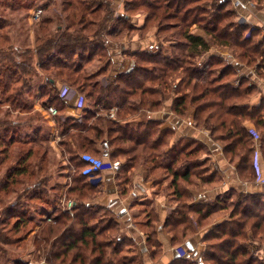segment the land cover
Listing matches in <instances>:
<instances>
[{
  "label": "trees",
  "instance_id": "1",
  "mask_svg": "<svg viewBox=\"0 0 264 264\" xmlns=\"http://www.w3.org/2000/svg\"><path fill=\"white\" fill-rule=\"evenodd\" d=\"M115 1L65 0L67 30L58 26L53 31V19L42 18L36 26L32 49L16 47L8 30L10 25L0 19V105L10 109L0 120V170L8 166L0 178V264L10 259L8 247L23 245L27 240V234L17 236L22 228L41 222L27 215V203L45 202L50 190V151L45 148L49 139L42 129L34 130L33 135L22 132L40 115L36 112L28 116L36 108L27 96L34 95L37 65L46 76L40 86V101L44 108L53 106L58 110L54 117L62 137L58 146L72 176L66 196L77 203L73 215L55 209L52 220L44 221L36 232V262L145 264L135 242L120 235L121 226L111 210L91 202L93 195L102 194L101 183L94 180L102 172L92 177L84 175L87 163L82 157L90 154L102 159L107 150L101 147L107 139L111 161L125 160L116 177L118 185H124L123 196L129 193V172L140 165L162 167L172 177L179 203L165 226L176 245L208 229L203 237L207 245L203 260L184 257L172 264H264L256 251L264 243V194L232 189L226 198L191 204L195 192L222 184L218 172L207 170L210 160L202 157L207 154L204 143H186L188 139L181 138L170 146L174 133L163 130L161 121L142 119L138 125H122L130 116L159 110L166 101L173 100L178 118L193 111L197 128L208 130L224 146L225 157L237 165L241 180L257 181L259 171L264 179V136L259 133L264 130V98L258 105H251V98L261 93V86L250 84L253 77L240 70L255 66L257 77L264 80V38L259 39L257 30L249 33L250 27L231 20L237 13L230 0H123L128 16L118 17L122 28L112 29L108 24L114 19ZM203 2L210 12L203 10ZM35 4L36 0H0V10L30 12ZM140 11L147 16L144 24L133 30L129 17ZM154 28L157 41L176 40L170 45L171 53L163 48L135 50V59H128V68L119 72L113 69L115 61L111 59L102 69L104 79L96 82L85 73L96 58L110 59L113 49L109 38L119 39L132 32L145 37ZM212 46L232 50L237 62L212 54L205 65L199 64L197 59L210 53ZM64 88L93 101V110L85 109L81 117H63L71 108L62 94ZM112 111L115 119L109 118ZM13 113L18 114L16 120L11 119ZM91 119L96 122L89 124ZM17 144L22 147L16 148ZM13 195L14 200L8 204L7 199ZM224 217L228 219L215 223ZM11 218L16 222L12 223ZM157 221V215L149 211V248L154 259L162 254L155 234Z\"/></svg>",
  "mask_w": 264,
  "mask_h": 264
},
{
  "label": "crops",
  "instance_id": "2",
  "mask_svg": "<svg viewBox=\"0 0 264 264\" xmlns=\"http://www.w3.org/2000/svg\"><path fill=\"white\" fill-rule=\"evenodd\" d=\"M230 1L233 5L232 9L236 11L240 22L252 28V30H257L260 33L261 39L264 38V1ZM234 2H239V7H235ZM143 24L144 22H142V25ZM142 25H140V27ZM156 32L157 29L151 30V37L148 38L144 44L141 43V46H145L147 43L154 46L157 43ZM194 32L199 35L203 34L200 30ZM114 50L113 48V53L116 55L115 59L118 58V61H120L122 56ZM117 54L119 55L117 56ZM208 54L209 56L212 54L226 56V58L230 59L231 63L237 62L230 49L212 46ZM124 64L129 66L127 60ZM240 68L241 73L252 76V79H257V77L252 75L250 70L244 69L243 67ZM257 80L261 82V93L258 95L259 98L251 103L252 106L258 105L264 98V83L262 80H259V78ZM111 114H114L113 119H115V113L112 111ZM193 114V111H191L187 117L178 118L173 112V100H168L163 104L161 109L130 116L126 118L125 121H122V125H138L142 119L161 121L163 123V130L170 129L174 133V137L170 141V146L177 144L181 138H185L186 136L194 137L196 140L208 146L209 152L205 154V157L210 160L212 173L218 172L221 176L222 184L195 192V197L193 201L190 202L191 204L212 202L232 189L238 190L244 194H264L263 184L257 181L244 182L240 179L237 173V165L231 163L225 157L224 149L220 147L217 142L213 141L214 139L207 132V135L203 136V128H197L196 122L193 119ZM47 116H49L48 113ZM62 116L65 118L69 116H78L77 108L71 106V108L66 111L65 115ZM48 121L51 123L50 125H53L54 119H48ZM248 126L252 127L250 123ZM103 159L106 162H112L109 150L103 155ZM117 163L119 167L116 170H105L96 178L97 181L101 183L103 190L102 194L97 197L94 203L96 205L108 207L111 210L115 220L121 226L122 237L132 239L135 242L145 264H172L178 258L184 257L199 261L205 251L206 245L203 242V237L208 229L199 230L197 235L193 238L185 240L181 245H176L177 243H175L174 236L165 226L167 219L173 214L179 203L172 185V177L168 175L162 167L155 166L154 168H150L149 165H140L137 168L131 169L129 172L131 175V184L127 186L129 188V193L123 196L121 187L124 185L119 186L116 177L119 168L125 164V160H119ZM142 209L145 211H153L158 217V221L155 225V234L162 249V254L159 259L153 258L152 250L149 248V224L147 222L148 220L145 221L143 219V217H148L149 211L146 215L142 212ZM227 219L228 217L217 219L215 223L217 224ZM41 226L42 223L37 226V229L39 230ZM20 260L23 259L19 258V261ZM43 263L42 261L39 264Z\"/></svg>",
  "mask_w": 264,
  "mask_h": 264
},
{
  "label": "rangeland",
  "instance_id": "3",
  "mask_svg": "<svg viewBox=\"0 0 264 264\" xmlns=\"http://www.w3.org/2000/svg\"><path fill=\"white\" fill-rule=\"evenodd\" d=\"M65 0H36V6L30 11H10L7 10L4 13H2V10H0V19L4 22H6L7 24H9V28L8 30L10 31V35L13 41V44L18 47V48H22V49H32L34 48V44H35V40H34V35H35V30H36V26L37 23L42 19V18H52L53 19V24H51V28L53 31H55L58 26L62 28V30H67V25H68V21L66 20V17L68 15V13H64L63 12V2ZM125 1L123 0H118L114 2V7L116 8V12L114 14V19L108 24L109 28H122V25H120L119 21H118V17H127V13L124 7ZM204 2L202 3V8L205 11H209L208 8L204 7ZM208 9V10H207ZM38 11H42L39 18L35 17V14ZM210 12V11H209ZM147 13H145V11H140L138 13V15H134V16H130L129 20H130V25H132V29L134 30V27H140V25H142V22L145 21L146 15ZM162 14V13H161ZM204 16V15H202ZM61 19V21H60ZM144 20V21H143ZM233 21H235L238 25H243V23L240 22V19L238 17V15L235 17H233V19H231ZM168 22H174V21H168ZM166 23V21L164 22ZM156 28H154L153 30H155ZM194 31H197L196 29H193ZM252 28L250 30L249 33H251ZM129 35H127L126 33L122 35L121 38L119 39H108L111 46L110 48H114L116 52L120 53L121 59L120 61H118L119 59L116 58L114 53L112 54L113 51H110V59H100L96 58L94 63L88 67H86L85 69V73L88 74V76H90V78H92L93 82L99 81L104 79V76L101 75L102 69L106 67L107 63L109 61L114 60L115 62H113V69L115 71H122L128 68L127 65H125V61L129 59V61H133L135 58L133 56V54L135 53V50H142V49H146V51H152V50H156L159 51L162 48L164 50H168L169 53H171V47L170 45L172 43H174L176 40L173 38H168V39H159L157 41V45L155 44L154 46H151L149 43H147L145 46H141V43H145V41L150 38L151 33H148L145 37H143L141 35V33L138 32H132V33H128ZM167 34V33H166ZM259 39H261V36L259 37ZM263 40V39H262ZM125 46V47H124ZM119 54H117L118 56ZM208 57L209 54L204 55L203 57H201L200 59H197V62H199V64H203L205 65L206 62L208 61ZM226 57V56H223ZM111 61V62H112ZM258 62H260V59L258 60ZM37 69V75L39 77H34L33 79V83L32 86L33 87V97L31 96H27L29 99V102H33V104L36 106L34 112H32L31 114H28L29 117L33 116L34 113H39L40 115L37 114V116H39L38 119H36L35 121L29 123L28 125L23 127L22 132L24 134L27 135H33L34 134V130H39L42 129L44 131V134L46 135V137L49 139L46 143H45V148L47 150L50 151V155H49V159H50V168L48 170V174H47V180H48V189L49 193L47 194L48 196L45 199V202L42 201H29L28 204V212L27 215H31L34 216L36 218V220H41L40 224L42 223V225L44 224V221L46 222H50V220H52L53 216H54V210L55 209H63L66 210L65 208V203L67 201H73L74 202V207L76 206V199L75 198H67L66 193L68 188L70 187L71 183H72V176L70 175L71 172H69V165H68V160L67 158H64L60 152L58 143L60 142V140L62 139V137H60V128L56 127L57 125L55 123H53V125H50L51 123H49L48 119H54V117L52 116H47V112H46V108L43 107L42 102L40 101V86L44 84V80L46 79V76L44 75V73L39 69V66H36ZM152 69V68H150ZM217 70H221L219 67L217 68ZM250 72H252V75H254L255 77H257V69L254 66L252 69H250ZM115 72H113L114 74ZM243 74V73H241ZM241 76V75H240ZM259 77V76H258ZM257 77V79H258ZM239 78V77H238ZM237 78V79H238ZM257 79H252L250 80V84L252 85H256L259 84L261 85V82L258 81ZM262 78L260 77L259 80H261ZM230 81H233L234 79L229 78ZM262 82L264 83V80L262 79ZM236 84H238V80L236 81ZM86 90L89 92L91 89L90 88H86ZM77 93L71 94V101L72 103H74L75 107L77 108V115L78 117L82 116V113L84 112L85 109L88 110H93V101L91 100H87L85 99V97L79 95V99L76 96ZM259 97L258 95H255L253 98H251V103H253L255 100H257ZM170 102V101H169ZM8 111H10V109L7 106H1L0 105V120L5 118V113H8ZM103 114V112H101V115ZM105 114V113H104ZM58 115V114H57ZM18 114H12L11 119L12 120H16L17 119ZM99 115L96 116V118H98ZM105 116V115H103ZM111 119H113L112 117H109ZM144 118V117H143ZM96 120L95 119H91L89 124H93L95 123ZM55 125V126H54ZM205 132V133H204ZM211 136L210 132H208V130L203 128V136H206L207 133ZM260 136H264V130L261 129V131H259ZM186 139H188L186 141L190 142L193 140H196L194 137L191 136H186ZM215 141V140H213ZM107 139H105V144L103 147V151L107 150ZM216 142V141H215ZM218 143V142H217ZM220 145V147H222L224 149V146L220 143H218ZM22 145L17 144L16 148ZM204 146L207 149V153L209 152V148L208 146H206L204 144ZM105 148V149H104ZM106 153V152H105ZM205 155H202V157ZM15 157V156H14ZM204 158V157H203ZM102 160H104L102 158ZM105 161V160H104ZM106 162V161H105ZM8 166L6 165L5 168L0 170V178L2 179V177L5 175L6 171H7ZM207 170H209L212 173V168L210 165V162L207 163ZM96 176V175H95ZM95 181H97L96 178H94ZM92 181V179H91ZM97 183V182H95ZM22 192V189H20ZM20 192V191H19ZM226 194V193H225ZM223 194L220 197L221 198H226L227 196ZM93 199L91 200V202H95L97 200V196L93 195ZM96 197V198H95ZM233 199L235 200V197H233ZM14 200V195L12 198H8L7 202L8 204L10 202H12ZM142 209V212H144L146 215L148 214L149 210H144ZM2 217V215H1ZM100 217V216H98ZM143 219L145 221L148 220V217H143ZM12 223L16 222V219H12ZM38 224V225H40ZM34 226V224H30L24 228H22L21 233H19L17 236H25V234H27V240L23 243V245L20 246H13V247H8V256L10 257V259L8 260V262H6V264H18L20 261H31L34 264H39L40 262H36V256L35 254V247H34V238L36 236V233L38 231L37 226ZM121 233V234H120ZM119 234L122 236V232H120ZM207 246V245H206ZM256 248V247H255ZM264 243H260V245L257 247V254H260V256L264 255ZM206 250V247H205ZM263 250V251H262ZM256 253V252H255ZM23 259V260H18V259ZM17 259V260H16ZM200 260H203V256L200 258ZM19 261V262H18ZM208 264V263H206Z\"/></svg>",
  "mask_w": 264,
  "mask_h": 264
},
{
  "label": "built area",
  "instance_id": "4",
  "mask_svg": "<svg viewBox=\"0 0 264 264\" xmlns=\"http://www.w3.org/2000/svg\"><path fill=\"white\" fill-rule=\"evenodd\" d=\"M235 7H239L240 3L239 2H234ZM42 11H38L35 14V17L39 18L40 14ZM62 94L64 96V99L70 104L71 106H75L74 103L71 101V91L69 92L68 88H64L62 91ZM78 99L80 98L78 94H76ZM47 113L49 116H57L58 110L55 107H49L46 109ZM110 117H114V114H111ZM254 133V132H253ZM83 161L87 163V167L85 168L83 174L86 176H94L96 173L103 172L105 170H116L119 167V164L117 162H104L102 159L95 157L90 154H84L82 157ZM256 167L259 170V162L258 158L256 159ZM258 183H261L264 185V179H262L259 171V178L257 180ZM65 208L67 211L71 212V215H73V208H74V202L73 201H67L65 203ZM264 250V248H263ZM262 250V251H263ZM261 258H264V255L259 256ZM18 264H34L31 261H20Z\"/></svg>",
  "mask_w": 264,
  "mask_h": 264
}]
</instances>
